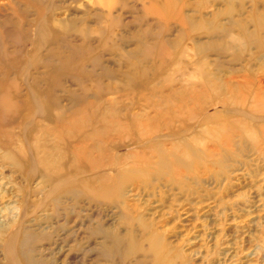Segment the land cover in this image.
I'll return each mask as SVG.
<instances>
[{
	"label": "rangeland",
	"instance_id": "obj_1",
	"mask_svg": "<svg viewBox=\"0 0 264 264\" xmlns=\"http://www.w3.org/2000/svg\"><path fill=\"white\" fill-rule=\"evenodd\" d=\"M100 1L0 0V31L2 32L0 59L7 56L10 58L7 60L10 64L15 62L16 65L20 64L19 69L15 70L9 66L7 61H1L0 82L5 78L4 74H7L9 82L13 83L12 81H14L17 84V87L9 85V90L6 86L8 95L15 102L20 101L30 107L31 94H35L39 99L46 97L45 74L54 71L55 67L69 59L68 68H71L72 77L75 76V80H71V82L72 77L67 76V79L64 78L61 86L58 87L59 90H56L57 94L55 92L53 94H56L55 97L60 100V108L63 106V110L65 107L70 112L84 108L82 98L86 93L89 92L88 95H91V92H94L90 89V87L93 88L91 74L95 75L96 71L97 76L103 78V65L114 69L117 74L128 72L127 68L119 66L122 52L109 53L108 51L103 54L96 52L97 49H100L99 36L97 38L94 35L93 38H89L91 47L95 51L92 52L91 57L85 55L84 50L89 47L85 46L83 50V45L80 42L82 38L79 37V32H76L77 29L81 30L83 25L90 27L89 29L103 31L107 27L109 35L112 37L111 48L112 46L121 47L123 43H127L128 52L134 50L131 44L136 32H144L147 30L148 24L153 30L152 35L159 33L161 35L164 29H171L163 34V39L171 42H174L178 34L183 31L180 25L174 23L167 25L163 19L159 23L156 17H152L150 7L148 9L143 7V2L147 3L148 0H117L120 4L114 6L112 11L116 20L114 24L107 26L106 21L98 24V21L95 20L96 16L105 14L107 11ZM227 1L209 0L204 7V14L209 18L213 13L220 11L224 14L221 19L225 22V13L229 8ZM233 2L241 14L235 16L237 21L248 18L251 14L256 17L264 15V0H233ZM188 3L197 7L201 0H189ZM147 4L149 5V3ZM186 13L195 19L199 16L198 12L186 11ZM145 16L148 23L141 22V20L139 22L138 19ZM55 21L75 23V27H72L73 30H68V35H64L65 32L53 26ZM43 26L48 42L41 50H37V30ZM249 30L251 32L255 30L254 23L250 24ZM262 38L264 40V33H262ZM191 39L192 41L185 40L181 47L184 71L186 67L191 71L193 68L189 64L195 57L193 42L206 41L205 36L199 34ZM153 42L151 41L152 45H154ZM71 47L73 50L70 49ZM74 47H77V51L74 50ZM53 51L55 52L53 53ZM70 55L72 56L70 57ZM97 56L102 61L101 67H94L91 63V59H95ZM217 60L218 56H211L208 59L215 63L218 61L229 63L232 61V57L228 55L226 58ZM153 62L154 59L148 58L145 64L142 61V65L153 71L156 66V64H152ZM249 64L251 65L250 69H248ZM80 67H83L82 70ZM232 68L240 72L237 79L239 82L244 81L241 74H245L247 81L253 80L255 81L254 86H261L258 81L262 79L264 82V51L261 54H257L256 50H252L250 54L246 53ZM171 69L164 74L173 82L170 85L167 81H162L163 78L155 77L153 74L149 78L155 79L165 92L169 87V89L179 91L190 75H181ZM214 73L217 72L214 70ZM221 77L225 80L232 79V75L227 72L222 73ZM194 78L198 80L197 76ZM95 79L96 77L93 78V80ZM119 79L121 77H118L117 80ZM110 86H113L111 81H104L103 89L105 87L109 89ZM132 89L115 95L108 94V97L103 95L100 98L99 96L98 101H104L103 104L106 105L110 99L118 97L120 103L117 106L118 112H122L121 114L124 116L136 114L143 109L144 105V101L139 97L141 94L147 93V90L138 85L133 86ZM105 98L110 99L106 101ZM132 100L134 104H132ZM47 110L49 115L57 114L56 106L52 100H49ZM226 110L227 108L224 106L206 109L199 114L196 121L188 123L182 130L180 122H173L172 130L176 133L180 131L170 140L180 141L186 138L189 141L193 140L203 119L214 116L215 119L211 124L215 125L226 116ZM18 111H20L18 115L20 120L16 118L11 121L10 118H6V121L1 124V131L7 128L5 132L18 136V141L14 142L15 147L19 145L27 147L35 137L44 139L45 135H40L37 130L40 126L49 123L48 118L36 116L33 110L25 116L21 107ZM240 119L243 120L242 117ZM246 124L255 133L257 132L256 142L252 143L247 138L240 136L237 131H231L227 135L222 134L224 141H227L223 147H218L215 145L216 138L200 134L197 139L205 143L204 145L208 149L206 152L210 155V158L206 160L208 165L195 168V173L192 172V175L183 178V181L179 177H173L174 180L167 177L172 183L181 182V184L171 186L165 181L166 179L153 178L152 182L149 181L147 184L139 181L127 185L126 191L133 190L130 194L125 195L127 204L125 208L128 211H133L127 217L124 215L121 205L112 199H99L95 194L98 192L94 190V187L97 188L96 184L87 182L89 178L96 177L98 172L82 171L75 176L74 174L64 176L63 178H67L68 183H71L72 186L66 188L68 189L67 195L64 192L65 195L60 197L51 190L54 183L47 182L48 179L42 176V170L28 168L31 157L29 149L26 153L28 160L24 161V165H14L7 160L5 155V146L8 142L0 138V143L2 142V145L0 144V264H12L7 260L4 252L9 246V239L17 234L21 243H18L17 246L20 264H29L30 262V264H151L152 258L146 252H143L146 255L139 252L129 259L127 258L125 262L119 257V253L126 252L130 247L128 244L130 234H134L143 249L148 247L145 241V232L137 226V218L140 215L146 225L161 232L166 244L171 249L183 254L185 258H175V264H182L184 260L190 264H264V136L258 129V127L264 126V114L248 118ZM203 127L206 128V125L204 124ZM187 129L189 132L185 133L184 131ZM162 131L161 135H171L167 131ZM47 141L52 143L57 140L51 136L47 138ZM192 146L196 153L202 157V147L193 145V143ZM138 147L133 144L129 148H120L116 152L127 154L129 151H140L141 149ZM218 159L222 160V164H216ZM69 162L71 163V159L67 160L66 164L64 163L65 166H68ZM83 180L85 181L82 182ZM91 191L93 193H90ZM132 194L136 196L134 197ZM128 223H131L132 226H129ZM116 238L121 239L118 244L114 241ZM20 246L22 247L20 248ZM22 254H25V257H28L30 261L26 262Z\"/></svg>",
	"mask_w": 264,
	"mask_h": 264
},
{
	"label": "bare ground",
	"instance_id": "obj_2",
	"mask_svg": "<svg viewBox=\"0 0 264 264\" xmlns=\"http://www.w3.org/2000/svg\"><path fill=\"white\" fill-rule=\"evenodd\" d=\"M188 1L189 0H148L147 3H149V5L143 2V7L146 9L150 7L152 10V17H156L159 23L160 20L163 19L166 21L165 24L167 25L169 23H174L183 28V31L180 29L181 32L174 42L163 39L164 32H169L171 29H164L161 35L160 33L152 35L153 30L148 24L147 30H143L144 32L142 33L136 32V36L132 38L133 42L131 44L134 50L128 52L127 48L129 46L127 47V43H123L121 47L112 46L111 48L110 44L112 37L109 35L107 27L104 31L101 29L93 30L82 24L81 30L77 29L76 32H79L78 35L82 38L80 42L83 45V50L85 46L89 47L84 50V53H86L85 55L91 57L92 52L94 53L95 51L93 47H91V40L89 38H93L92 36L94 35L97 36V38L99 36L98 43L100 49L98 50L96 48V52L98 51L100 54L108 51L109 53L122 52L119 66L128 69V72H119L117 74L114 69H110L103 65V78L98 77L96 71L95 75L91 74L90 79L93 81V88L90 87V89L96 92L92 93L91 90V95H88L89 92L84 95V98H82L84 106L81 104L84 107L83 109L70 112V110L68 111L64 107L63 110V106L61 108V105L59 106L60 100L55 97L57 94L56 90L61 86L63 79L67 76L72 77L73 75L71 73V68H68L70 59L62 64L60 63L59 66L55 67L54 71L45 74L44 85H46L47 88L46 97L39 99L35 94L32 95L31 92L30 99L32 102L30 107L28 105L25 106V104L20 101L15 102L10 95H8L7 87L9 90V85L11 87H17V84L11 79L13 83L9 82V75L4 74L5 78L0 82V138L8 142L5 146L7 160L14 165L23 166L24 161L28 160L26 153L27 149H29L31 157L29 159L28 168H30V170H42V176L48 179L47 182L54 183V185L52 184L53 189L51 190L56 192L60 197H62L64 192L67 195L68 189L66 188L72 186L71 183H68L69 181L67 178H63L64 176L66 177L72 174L75 176V174L78 175L82 171L98 172L99 174L96 177L89 178L88 181H86L96 184L97 188L94 187V190L98 192L95 194H97L99 199H112L115 203L121 205L124 215L127 217L133 212L125 208V205H127L125 195L133 192V190L126 191L127 185L139 181L146 182L147 184L153 178H157L159 180L166 179L165 181H167L169 185L177 186L179 183L181 184V182L178 184L172 183L167 177H179L180 180L182 178L183 181V178L192 175V172L195 173V168L206 167L208 165L206 160L210 158V155L206 152L208 149L204 145L205 143L197 139L200 137V134L216 138L217 141L215 145L218 147H223L224 144H226L227 140L224 141L223 135H227V133L231 131H237L240 136L247 138L252 143L256 142L257 132L255 133L252 128H249L246 122L248 118L251 119L254 118L255 115L264 114V86H262L264 82H262L261 79L258 81L261 86H254L255 81H247V76L245 74H241L244 81L239 82L237 79L239 78L240 72H238L237 69L234 70L232 67L236 66L241 57L246 53L250 54L252 50H256L257 54H261L264 51V40L262 38V33H264V15L256 17L251 14L248 18L237 21L235 16L241 15L239 13L240 11L235 8L233 0H228L227 3L229 8L225 13L226 21L223 22L221 18L224 17V14L220 11H218V13H213L209 18L204 14V7H206L205 5L208 4L209 0H201V3H199L197 7L193 4H189ZM100 2L106 7L107 11L105 14H98L95 20L98 21V24H102V22L104 23L106 21L105 23H107V26L112 25V23L114 24L116 20L113 17L112 11L114 6L120 3H118L117 0H101ZM189 8L190 10H187ZM186 11L198 12L199 16L195 19V17L187 14ZM138 20L139 22L141 20V22L148 23L146 16ZM251 23H254L255 28L252 32L249 30ZM74 24L55 21L53 26L65 32L64 35H68V30H73L72 27H75ZM143 25L145 26V24ZM37 31L38 40L36 39V48L37 50H41L46 42H48V39L44 26ZM196 34L205 36L206 41L193 42V53L195 57L189 63L193 68L191 71L190 68L186 67L184 71L182 67L184 65V59L181 47L185 40L192 41L191 38H194ZM1 35L2 32L0 31V36ZM151 41H154V45L151 44ZM252 45L256 46L253 47ZM70 49L73 50V47ZM76 49L77 47H74L75 51H77ZM54 52L55 51H53V53ZM72 55H70V57ZM228 55L232 57L231 62L218 61L219 58L223 59ZM211 56H218V62L208 61ZM141 58L143 59L141 60ZM148 58L154 59L152 64H156L153 71L144 68L142 65V61H144L145 64ZM9 59L10 58L6 56L0 59V62ZM101 62L99 56L95 59H91V63L94 67H101ZM7 63L10 64L8 61ZM83 64L86 65V63ZM9 66L18 70L20 64L16 65L15 62ZM84 67L86 68V66ZM82 68L80 70H82ZM170 68L181 75H190L186 82L182 84L179 91L173 90L172 88L169 89V87L167 92H165L160 88V85L156 83L155 79L149 78V76L153 74L155 77L158 76L163 78L161 80L167 81L170 85L173 82L164 75ZM250 68L251 65L249 64L248 69ZM21 69L22 68H20V70ZM214 70L217 73H214ZM225 72L232 75L231 80H225L221 77V74ZM195 76H197L198 80H195ZM95 77L96 79L93 80ZM118 77H121V79L117 80ZM71 80H75V76L72 77L70 81ZM104 81H111L113 86H110L109 89H106L107 87L103 89ZM89 84L91 83L89 82ZM135 85L147 90V93H143L139 97L144 101V105L143 109L136 114L124 116L121 114L122 112H118L117 106L120 104L118 97L113 99L109 98L110 101L106 105L103 104L104 101H98L99 96L101 98L103 95H115L123 91L133 90L132 88ZM85 90L87 92V89ZM54 92L56 93L55 95L53 94ZM109 99L105 98L106 101ZM49 100H52V103L56 106V115H49L50 113L47 112ZM132 104H134L133 100ZM216 106H224L227 110L225 111L226 116L216 122L215 125L211 124L213 119H215L214 116H208L200 122L199 130L197 131V135L193 137V140L189 141L187 138L180 141L170 140V138L174 137V135L180 131L176 133L172 130V126L176 121L181 123L180 126L182 130L188 123L196 121L199 114L203 113L206 109ZM19 107H21V109L23 108L25 116L33 110L36 116L47 117L49 120L47 125L44 124L37 130V133L45 135V138L38 139L35 137L27 147L23 145L15 147L14 142L18 141V136L15 134L13 135V133L5 132L7 128L1 131V124L6 121V118H10L11 121L16 118L20 120L18 117L20 113V111H18ZM240 117H242L243 120H241ZM204 124L206 128L203 127ZM175 128L177 127L175 126ZM258 129L264 136V126H260ZM161 130L167 131L171 135H161ZM184 132L187 133L189 130L187 129ZM51 136L57 141L52 143L47 141V138ZM192 143L193 145L196 144L202 147V157L196 153ZM133 144L138 145V148L141 150L129 151L127 154H119V152H116L120 148H129ZM70 159L71 163L69 162V165L65 166V162H67V160L70 161ZM216 164H222V160L218 159ZM84 181L85 180L82 182ZM179 188L181 189V187ZM90 193L93 192L91 191ZM133 196L135 197L136 195L134 194ZM140 216L137 218V226L145 232V241L148 247L146 246L147 248L143 249V246H141L140 243V245L138 244L134 234H130L128 236V244L130 247L128 249L126 248V252L119 253V257L121 260L123 259V262L139 252H142V254L143 252H146L148 255L150 254L152 258L151 264H175V258H185L182 253H179L180 251L171 249L169 245L166 244L161 232L146 225L145 220ZM128 225L132 226L131 223H128ZM119 240L121 239H114L117 244L120 242ZM18 243H20L18 234L13 235L9 239V246L6 252H4L7 260L12 264H20L18 261ZM21 247L22 246H20V248ZM23 257H25V254ZM25 261L28 262L30 260L28 257H25ZM182 264L190 263H186L184 260Z\"/></svg>",
	"mask_w": 264,
	"mask_h": 264
}]
</instances>
